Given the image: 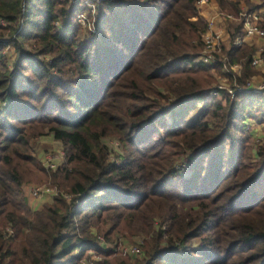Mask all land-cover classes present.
I'll use <instances>...</instances> for the list:
<instances>
[{"label": "trees", "instance_id": "1", "mask_svg": "<svg viewBox=\"0 0 264 264\" xmlns=\"http://www.w3.org/2000/svg\"><path fill=\"white\" fill-rule=\"evenodd\" d=\"M196 1L0 0V264H264V137L252 156L245 130L264 95L210 94L211 70L227 73L194 61ZM240 29L221 52L244 86L255 48L234 44ZM41 135L61 143L55 170ZM47 181L60 194L31 209L25 186Z\"/></svg>", "mask_w": 264, "mask_h": 264}, {"label": "built area", "instance_id": "2", "mask_svg": "<svg viewBox=\"0 0 264 264\" xmlns=\"http://www.w3.org/2000/svg\"><path fill=\"white\" fill-rule=\"evenodd\" d=\"M92 1V0H87ZM207 0H199L197 3H205ZM263 11L250 10L248 8H241L237 14H230L222 11H215L213 15L207 18V29L203 35V49L194 57L195 62H202L208 65H214L220 62L222 69L227 73L226 76H220V79L225 81H219L215 84V87L210 91L213 96L219 95L220 91L226 92L233 98L237 91L251 90L255 93L264 95V83L261 85L252 84L251 80H247L244 86H240L237 83V78L241 75V65L239 63H228V59L225 54L221 52V46L225 41L227 34L225 28H222L220 23H232L237 22L241 24L240 36L234 40V44L239 45L243 42L244 38H264V26L263 23ZM83 16L80 17V22L83 24ZM85 24V23H84ZM83 24V25H84ZM220 24V26L218 25ZM229 37V36H228ZM259 62V58H252L251 64L256 65ZM224 77V78H222ZM217 82V81H216ZM42 165L47 171L55 170L59 164L63 161V152H59V157L54 153H45L41 158ZM49 193L52 197L59 195L60 192L56 187L48 185H37L31 189V195L37 199L39 196ZM62 196L69 200L70 194L61 193ZM103 241L102 237L98 238ZM122 255L138 254L141 249L139 246L127 247L124 246L120 249ZM91 260H96L98 257L95 253H90ZM77 264H90V261L84 259Z\"/></svg>", "mask_w": 264, "mask_h": 264}, {"label": "rangeland", "instance_id": "3", "mask_svg": "<svg viewBox=\"0 0 264 264\" xmlns=\"http://www.w3.org/2000/svg\"><path fill=\"white\" fill-rule=\"evenodd\" d=\"M197 1L199 2V0H197ZM197 1H196V6H197V9L199 11V14H201V17L205 20H207V18H209L211 15H213L215 11H222V12H227L230 14H237V13L232 12L230 10H221V8L219 7V4L216 0H207L204 4L203 3L199 4V3H197ZM232 1L240 2L239 10H241V8H249V7H247V5L244 4L243 0H232ZM253 1L254 0H252V2ZM255 4L256 5H264V0H257L255 2ZM93 12H94V8H90V11L85 10L81 13L83 18H85L82 22H83V24L86 23L85 26L81 24L83 26V32L85 34H86L88 28L90 27V24L92 25V19H93V15H94ZM262 17H263V26H264V15ZM87 22H89L88 25H87ZM220 24H222L221 27L225 28L227 34H229V31H228L229 27L230 26H236L237 24H239V21L232 22V23H220ZM220 24H218V25L220 26ZM247 45L254 46L252 43L247 44ZM202 49H203V47H202ZM258 51L260 52V54L262 55V57L264 59V45L259 46ZM12 60H13V56L10 55V61H12ZM211 73L213 74V76H215V78L217 80V82L213 83V86H215V84L218 83L219 81H223V82L225 81L224 79H220V76H218L217 71L211 70ZM254 73H255V71L253 70V75H251L252 77H249L248 79H246V81L251 80L252 84L257 85V86L263 84L264 83V73L262 75H260L259 77H258V75H259L258 72H257V74H254ZM253 77L254 78L256 77V78L254 79ZM222 78H224V77H222ZM225 94H227V93L225 92ZM223 97L224 96H221L220 94L218 95V98L221 100H224ZM247 121H246L247 125L245 126V130H247V132H248L247 135H250L252 138L251 143H250V145H251L250 148H252L251 152H252V156H254L256 145L258 144V141L264 137V123H260V122H258L259 120L256 121L255 119H248ZM50 142H51V138L49 135H41V136H37V137L33 138L32 146H33V149H35L34 151H36L37 156L40 157V156L44 155L45 153L50 152V153H54L55 156L59 157V152H63L62 147L54 149L49 145ZM106 142H107L108 148L114 149L116 152H121V153L123 152V149H122L119 141L117 142L114 139V140H110V141L106 140ZM63 158H64V152H63ZM249 162L250 163L252 162V158L249 160ZM39 185L40 186L41 185L51 186L48 181L46 183L39 184ZM33 186H37V185L34 183H30V184H27L25 186L26 200L31 202L32 208H35L37 206L40 207L42 204H44L41 201L42 198H44V196H46L45 198H47V196H49L50 194L45 193V194L39 196V198L35 199L31 195V189L33 188ZM7 230H9V229L7 228ZM133 240L137 242V241L142 240V239H140V237H138V238L136 237ZM133 243L134 242L125 243V244H129V245H125V246H127V247L138 246V244L136 245V243H135L133 245ZM82 260H84V259H82Z\"/></svg>", "mask_w": 264, "mask_h": 264}, {"label": "crops", "instance_id": "4", "mask_svg": "<svg viewBox=\"0 0 264 264\" xmlns=\"http://www.w3.org/2000/svg\"><path fill=\"white\" fill-rule=\"evenodd\" d=\"M257 0H254L253 3L255 4ZM256 10H261L263 11L262 15H264V5H259V8H257ZM201 15V14H200ZM207 17V16H206ZM262 26H263V23H262ZM228 41V36L226 35L225 36V44L227 43ZM253 44L254 45V48H255V54L253 55V58H259V62L256 64V65H250L252 70L255 71L254 74H257L258 72V77L260 75H262L264 73V59L262 57V55L260 54V52L258 51V47L259 46H262L264 45V38H244L243 42L241 44L243 45H247V44ZM250 46V45H249ZM253 75V74H252ZM252 77V76H250ZM254 78V77H253ZM256 78V77H255ZM254 78V79H255ZM51 138V137H50ZM49 145L52 147V148H60L61 146V143L53 138H51V142L49 143ZM36 153V151H35ZM37 154V153H36ZM44 155L40 156L39 158L41 159ZM46 196H44V198H42V203H48V202H51L52 201V196L49 195L47 196V198H45ZM28 204L30 205L31 207V202L28 201ZM39 206L35 207V208H32L31 209H36L38 208Z\"/></svg>", "mask_w": 264, "mask_h": 264}]
</instances>
